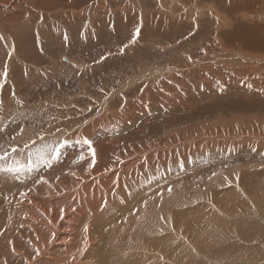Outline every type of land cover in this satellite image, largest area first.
Instances as JSON below:
<instances>
[{"label": "rangeland", "instance_id": "obj_1", "mask_svg": "<svg viewBox=\"0 0 264 264\" xmlns=\"http://www.w3.org/2000/svg\"><path fill=\"white\" fill-rule=\"evenodd\" d=\"M4 1L0 169L23 168L0 170L18 176L0 191L32 193L47 171L52 186L38 195L57 193L59 180L91 191L132 174L121 201L94 218L93 264H264V87L203 68L240 64V47L254 52L241 64L264 73L260 0ZM151 28L159 34L142 35ZM194 71L209 75L196 94L185 87L201 82ZM231 78L251 97L232 95Z\"/></svg>", "mask_w": 264, "mask_h": 264}, {"label": "bare ground", "instance_id": "obj_2", "mask_svg": "<svg viewBox=\"0 0 264 264\" xmlns=\"http://www.w3.org/2000/svg\"><path fill=\"white\" fill-rule=\"evenodd\" d=\"M0 2L1 4L3 3V5L7 4V2L4 0H0ZM158 3L161 6H163L162 0H160V2L158 1ZM199 5L200 4L195 3L194 6L198 9V11H203L204 10L203 7ZM193 13L194 11L188 14H193ZM259 13L264 17V0H260ZM244 16L246 17L247 15ZM154 33H155V29L151 28L148 31L143 32L142 35L143 36L148 35L149 37H151L154 35ZM155 34L158 35L159 31L157 30ZM223 48L227 49V47H223ZM239 49H240L241 57L238 61L241 63L249 62V60H244L243 57L244 55L253 56L254 52H251L250 50L243 52L241 51L242 49L240 47ZM241 63L240 64L233 63L231 65L232 66L231 69L226 67L224 68L215 67L214 64L212 66L210 65L204 66L203 64V68L215 76L220 74L224 75L227 71L232 72L234 70L236 73H248L252 75L254 83L258 85H263L264 87V73L261 74L256 71L261 69V67L253 63H249L248 65ZM201 71H194V76L199 77L201 82H195L192 84H189L187 82V84H185V87L188 86L194 88L195 91L190 90L192 94L196 92L198 86L200 89V87L204 84V81H206L209 76L204 74L203 73L204 71L203 72ZM187 75L189 77H192L190 74H188V72ZM223 77L225 78V76ZM173 80H175L174 82H176V84H178L181 81V79H176V78ZM167 81L165 82L164 85L167 89H169L171 85L168 84ZM225 82H227L226 79ZM198 83H200L201 85H199ZM229 83L231 86L230 92L232 95L235 96L244 95L246 98L251 97L249 93L243 91L244 88L241 87L240 81L231 78ZM209 87L211 88L210 89L211 93L219 94V95L222 94L221 87H219L218 85L216 87H213V85L209 84ZM206 94L209 93L206 92ZM196 97L197 98L192 100V104L194 106L195 104H197V100H201L202 98L199 95H196ZM183 100H184L183 102L186 103L188 101V97H186ZM173 101L175 103L178 102L176 101V99H173ZM160 102L162 103L163 100H161ZM253 117H256V115H253ZM225 118L226 120L231 119L229 117H225ZM215 120L216 119H212L211 121H215ZM241 122L243 125L246 124L245 120ZM91 126L94 125H89L88 127ZM239 135L242 137H247L241 134ZM206 137H207L206 135L203 136V138ZM131 157L132 155L129 158ZM14 165L12 167H14ZM18 165L20 164L18 163ZM62 167L63 166L60 165V162H58L57 168H62ZM117 168H120V166H117L115 169ZM37 173L38 172L35 171L34 174L36 175ZM47 173L45 174L43 173L45 178L41 177L40 181H36V183L32 185L34 187V189H32L33 190L32 193L31 192L26 193V191H24L20 195L17 194L18 195L17 199H13L14 197L8 198L10 194L7 193L6 196V193L2 191H6L8 188L12 187V185H15L16 183L15 180L16 178H18V176L3 175L0 177V188L2 189V191H0V216L2 217L0 220L2 222L1 225L6 224L4 234L2 233V236L0 235V264H93L94 262L93 252L94 249L96 248L98 237L101 235L99 230V225H97L98 224L97 221H96L97 224L95 223L94 218L96 217V215L100 216L103 210L102 208L105 205L108 206L117 205L121 201V198L124 196L122 189L126 188L129 185V183L135 178L132 177L133 176L132 174H125L123 176L122 183L116 186L112 185L111 180L102 179L91 191L88 188L89 185L85 181L79 180L74 183L68 182L70 183L68 185V183L65 184L66 182L63 183L60 182L59 180V182L55 184V187H58L55 189L57 190V193H51L49 196L43 194L38 195L37 193H35L36 190H40L42 191V193L47 194L48 187L50 186L51 188L52 186V185L49 186L47 185L49 182H52L46 178ZM30 175L31 174L27 175V177H29ZM84 179L85 178H83V180ZM8 184H12V185L6 186ZM82 184H86V185H84V187H81L80 185ZM13 187L15 188L16 186ZM98 187L101 189V191L98 189ZM106 196H110L114 200V203H109L108 202L109 200H106ZM64 197L68 199L66 198L64 199ZM5 220L7 221L6 223H4ZM1 227L2 226H0V228ZM65 242L67 243V247L61 248L65 245ZM146 248L148 250H153V248L150 247L149 245H147ZM22 251H24V253ZM17 252L18 254L19 252H22L23 254L20 256L17 255ZM151 252L154 259L158 260L157 250ZM167 253H169V251H167ZM129 261L130 258L128 257L121 258L120 263L127 264Z\"/></svg>", "mask_w": 264, "mask_h": 264}, {"label": "snow or ice", "instance_id": "obj_3", "mask_svg": "<svg viewBox=\"0 0 264 264\" xmlns=\"http://www.w3.org/2000/svg\"><path fill=\"white\" fill-rule=\"evenodd\" d=\"M85 143L91 144V141H85ZM13 151H15V149H13ZM57 157L59 156V150L57 149ZM7 155V154H5ZM94 155V152H93ZM4 157H0V159H3ZM23 168V165L19 166V167H8L7 169H0V170H7V171H20Z\"/></svg>", "mask_w": 264, "mask_h": 264}]
</instances>
